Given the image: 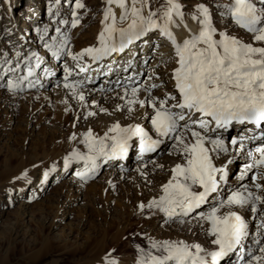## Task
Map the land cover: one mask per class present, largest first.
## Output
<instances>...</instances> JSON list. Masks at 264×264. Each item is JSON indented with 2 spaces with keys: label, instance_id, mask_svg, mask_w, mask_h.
Segmentation results:
<instances>
[{
  "label": "snow or ice",
  "instance_id": "6c2138e0",
  "mask_svg": "<svg viewBox=\"0 0 264 264\" xmlns=\"http://www.w3.org/2000/svg\"><path fill=\"white\" fill-rule=\"evenodd\" d=\"M68 3L70 21L55 19L61 0L48 5L54 35L49 36L48 25L35 31L47 54L55 59L67 56L73 62L72 67L63 66L62 83L82 108L88 107L82 89L92 83L88 73L93 64L102 65L127 51L129 59L121 65L127 72L136 67L135 57L144 50L141 45L151 47L159 60L147 80L138 79L141 70L117 81L124 103L117 104L115 111L131 114L139 109L137 119L145 123L116 121L103 134L91 127L79 135L73 132L69 142L82 145L83 151L74 146L62 157L63 169L67 172L82 163L83 169L77 167L75 175L86 183L102 166L126 159L133 148L139 158L154 153L174 158L166 170L152 161L155 169L167 172V178L157 196L136 207L140 213L147 210L149 217L162 214L165 223L195 220L209 245L148 237L147 248L135 245L133 264H225L233 254L235 264H264V0H196L192 5L161 0L156 7L153 0H102L96 44L75 52L69 46V32L61 26L80 25L78 11L85 5L82 0ZM233 29L247 40L233 34ZM164 43L170 49L167 54L160 51ZM15 57L13 61L7 52L0 57L5 65L0 87L12 94L25 87L42 88L43 78L55 75L47 67L42 75L36 71L44 61L35 51H17ZM143 64H148L147 59ZM169 65L164 81L157 69L167 70ZM81 74L83 79H77ZM92 106L96 107L94 100ZM94 115L87 111L84 118ZM237 161L241 163L233 174L230 166ZM56 170L55 164L46 169L43 180ZM15 179L31 183L27 170ZM239 210L260 219L251 245L246 244L249 220ZM114 252H106L101 264H119Z\"/></svg>",
  "mask_w": 264,
  "mask_h": 264
},
{
  "label": "rangeland",
  "instance_id": "374dc122",
  "mask_svg": "<svg viewBox=\"0 0 264 264\" xmlns=\"http://www.w3.org/2000/svg\"><path fill=\"white\" fill-rule=\"evenodd\" d=\"M7 1L5 3L4 0H0V57L7 52L9 58L15 61V52L18 49L16 43L21 41L22 35L21 53L26 54L30 51H35L38 55L43 53L44 63L36 71L42 75V70L47 67L55 72V75L43 78L42 88L25 87L23 92L15 94L0 87V233L7 235L0 237V256L7 257L6 262L0 258V264H101V257L112 249H115L113 256L119 260V264H133L135 245L139 244L147 248L148 237L156 240H184L189 243L195 241L208 247L205 235L195 220L186 223L178 221L165 223L162 214L149 217L147 210L140 213L136 207L139 203H146L147 200L157 196L160 184L167 178V172L155 169L152 161L158 163L164 158L172 157L154 153L138 159L137 151L133 148L130 149L131 157L127 160L102 166L99 174L86 183L72 178L75 177V171L79 166L73 165L67 172L63 169L62 157L74 146L80 147L83 151L82 145H78L77 142L70 143L68 137L73 132L79 134L89 127L94 129L95 123L104 117L105 112L101 109H106L110 117L117 120L120 119L119 115L123 118L130 116L126 110L115 111L117 104L124 103L119 99L123 89L118 86V79L115 81L114 77L108 79L106 83H104L105 75L92 79V83H86L82 89L88 105L87 108H82L79 101L73 99L63 87L62 65L67 56L55 59L47 54L35 31L37 27L44 28L48 25L49 36L55 34V25L50 24L48 12L51 0ZM13 1L16 2L14 8ZM157 2H153V7L158 6L161 0ZM181 2L192 5L196 0H181ZM82 3L85 8L78 11L81 17L80 25L74 29L70 28V24L61 26L63 30L69 32L71 48L80 37H86L92 29L100 26L102 0H82ZM28 4L32 5L30 11L26 10ZM7 6H11V9L7 10ZM70 7L68 0H61L60 15L55 19L70 21ZM15 27L18 28V32L14 30ZM233 34L247 40V36L239 29H233ZM156 55L158 54L150 47V51L144 57L148 64L145 66L142 63L141 68L137 70H142V75L138 77L142 82L147 80V74L153 67L152 62L159 59ZM45 62L50 63L51 68ZM4 67L5 65L0 63L1 75ZM80 79H83V76ZM113 79L114 82L111 81ZM121 79L123 81V78ZM60 91L64 92L63 99L68 102L67 105L63 99L62 102L57 101ZM93 100L96 102V107L92 106ZM66 107L68 111H65ZM87 111H93L97 116L95 115L93 119L92 116L85 119ZM80 114L83 119L81 128H79L81 124L76 125V119L81 117ZM137 123L145 122L138 119ZM49 130L54 133L45 136V132ZM8 152L20 155L18 160L12 161V165L6 168L5 155ZM144 159L148 165L138 172L136 163ZM240 163L237 161L232 165L233 174L238 171ZM53 164L57 166V170L50 173L47 181L42 180L41 188L36 185L33 187L34 180L43 179L42 173ZM120 164H128V167L123 166L122 171ZM112 167H117L119 171L108 173L107 171ZM25 170L31 183L25 181L22 184L21 179H15ZM234 181L232 175L230 183L234 184ZM92 185L95 187L92 188ZM20 188H23V194L19 196ZM70 191L76 200L69 202L67 195ZM53 200L59 201L60 209L56 212L54 227L49 228L50 216L48 220H44L45 215H39L37 208L38 204L47 207ZM18 211L25 212L26 215L24 214L18 229L11 232L10 224L15 221ZM239 211L248 218L251 225H256L254 229L250 228L254 230L252 233H256L260 222L253 223L257 219L253 220L249 212ZM1 212L5 214L1 215ZM29 212L33 213L35 220L45 222L43 227L46 230L39 240L36 234L37 228L31 222L33 216L28 215ZM16 245L21 249H17ZM22 248L23 251H20ZM11 250L18 252L12 253ZM253 250L259 254L255 248ZM235 261L236 254H233L225 263L235 264Z\"/></svg>",
  "mask_w": 264,
  "mask_h": 264
},
{
  "label": "bare ground",
  "instance_id": "6f19581e",
  "mask_svg": "<svg viewBox=\"0 0 264 264\" xmlns=\"http://www.w3.org/2000/svg\"><path fill=\"white\" fill-rule=\"evenodd\" d=\"M158 0H153V2H156V3H158L157 2ZM4 2L6 3V2H8L7 0H4ZM12 3H14L13 4V8L15 7V4H16V2L15 1H13ZM10 4V3H9ZM10 5H12V4H10ZM11 6H7V10H9V9H11L10 8ZM30 9L32 10V5L31 4H28L27 5V8H26V10H28V11H30ZM34 10H35V8H34ZM118 11V10H117ZM9 20H10V22H11V17L9 18ZM11 24H12V26H13V22H11ZM189 26L191 27V28H193V30H195V28H196V25L195 24H192L191 22H189ZM14 30H16V32H18V28H16L15 27V29ZM99 30H100V26H98L97 28H94V29H92V31H90V33L86 36V37H80V40L79 41H77V39L75 40V41H77L74 45H73V47L71 48L74 52L75 51H79L80 49H82V48H84V47H88V46H91V45H93V44H96V36H97V34H98V32H99ZM238 36V35H237ZM153 39H155V38H153ZM20 40L21 41H19V42H17L16 43V46H17V51H20L21 52V45H20V43L22 42V40H23V38H22V35H21V37H20ZM138 44H140V42H137ZM142 47H143V52H141V53H139V55H137L136 57H135V62H136V67L134 68V69H131V70H129V71H127V72H125V71H123L122 69H121V65L122 64H124L128 59H129V53L126 51L125 53H121V54H114L112 57H110V58H108L107 60H106V62H103V64L102 65H99V64H93L92 65V71H90L89 73H88V75L93 79V80H95V79H97L98 77H100L101 75H105L104 73H109L108 75H105L106 77L104 78V83H106V82H108V79H110V78H115V81L118 79V80H122L121 78H124L125 76H132V75H134L135 74V72L137 71V70H139V68H141V65H142V63H143V61H144V57L145 56H147V54H148V52L150 51V47L149 46H146V45H141ZM133 51H136V49H133ZM160 51H162V52H164V53H169L170 52V49H169V47H168V45L166 44V43H164V46L160 49ZM27 54V53H26ZM157 54V53H156ZM40 55V57L42 58V60H44V54L43 53H40L39 54ZM156 58H159V56L158 55H156ZM52 59V58H51ZM51 59L49 60V61H51ZM159 60V59H158ZM158 60L157 59H155V61H153L152 62V65L154 66L157 62H158ZM52 63V62H51ZM45 64L46 65H48V67H50L51 68V65H50V63H47V62H45ZM65 64H67L69 67H72L73 66V62L71 61V59L69 58V57H67V59L64 61V64L62 65V66H64ZM120 67V68H119ZM171 67H172V65H169V67H168V69L166 70L164 67H161V68H158L157 69V72L159 73V74H161V77H162V79L164 80V81H167L168 80V72H170V70H171ZM63 68V67H62ZM97 69H100L99 71H97ZM111 70V71H110ZM43 71V70H42ZM78 71V70H77ZM0 75H1V73H0ZM81 76H83V74H81L80 76H78L77 77V79H80V77ZM110 81V80H109ZM112 82H114V79L113 80H111ZM168 87L170 88L171 87V85L169 84L168 85ZM157 94H159V92L157 93ZM64 98V92L63 91H60V97L59 98H57V101L58 102H62V99ZM64 101H65V99H63ZM140 110L138 109V112H139ZM138 112L137 113H131L130 114V116L129 117H127V118H123V116H120L119 115V120H117V119H115V118H113V117H110V114L109 113H106L105 112V114H104V117H102L97 123H95V127H94V129H93V131L94 132H96V133H98V134H103V131L104 130H106V128L110 125V124H112V123H114V122H116V121H119L122 125H124V124H127V123H137V115H138ZM95 115L97 116V113H95ZM95 115L94 116H92V119L95 117ZM80 116L81 117H78L79 119H76V125H80L79 126V128H81V126H82V124H83V119H82V114H80ZM79 128H78V130H79ZM54 132L53 131H46L45 132V136H50V135H52ZM232 135H235V130H233L232 131V133H231ZM79 135V134H78ZM155 154H157V153H155ZM19 153H11V152H8L6 155H5V163H6V168H9L11 165H12V161H14V160H18L19 159ZM131 155V153L129 152V156L125 159V160H127L129 157H131L130 156ZM136 155H137V153H136ZM146 157V156H145ZM145 157H143V158H145ZM137 158L138 159H140L139 157H138V155H137ZM146 159H144V160H142V161H137V163H136V165H137V167H138V172H140L141 170H143V168H146V166L148 165L147 164V162L145 161ZM175 161H174V158H164V159H162V160H160L158 163H160V164H163L164 166H165V170L168 168V167H170L173 163H174ZM157 163V162H156ZM119 166H125V167H128V164L127 165H125V164H120ZM118 166V167H119ZM236 166V165H235ZM79 169L80 170H82L83 169V164L81 163L80 165H79ZM141 169V170H140ZM230 169H232V165L230 166ZM119 170H118V168L117 167H112V168H109V170L107 171L108 173H114V172H118ZM76 172V171H75ZM73 179H78L77 177H76V175H75V177L73 176L72 177ZM230 178H231V176H230ZM43 179L42 178H38V179H36V180H34V182H33V187H34V185H36L38 188H41V185H42V183H43V181H42ZM20 182L22 183V182H25V180H23V179H21L20 180ZM235 182V181H234ZM23 184V183H22ZM21 184V185H22ZM26 185V184H25ZM95 186H93L92 185V188H94ZM71 190H72V188H71ZM19 196L21 195V194H23V188H20L19 189ZM78 191V190H77ZM67 198H68V201L70 202V201H74V200H76V197H74V195L71 193V191H70V193L67 195ZM55 201V202H54ZM45 208H47V209H45ZM59 209H60V204H59V201L58 200H53V201H51V204H49L47 207H43V206H40L39 204H38V208H37V213L40 215V214H42V215H45V217L43 216V219L45 220V219H47L49 216H50V219H49V228H51V227H54V222H56V221H54L55 220V218H56V212L57 211H59ZM46 210H48V212H46ZM205 210H207V209H205ZM5 213L4 212H1V215H4ZM24 214H25V212L23 213L22 211H18L17 213H16V217H15V221L14 222H11V228H10V230H11V232H15V230H16V228L18 227V226H20V221L23 219V217H24ZM26 215V214H25ZM28 215H32L33 216V213L32 212H29L28 213ZM246 217V216H245ZM248 219V218H247ZM257 219V221H253V223H256V222H260V219L259 218H256ZM48 220V219H47ZM31 222H32V224H34L35 225V227L37 228V231L36 230H34V231H36L37 233L36 234H38V240L40 239V238H42L44 235H43V231H45L44 230V227H43V225H44V223L45 222H42V221H38V220H35L34 219V216L32 217V219H31ZM22 225V224H21ZM34 225H33V227H34ZM256 227V225L255 224H250V228H255ZM18 229V228H17ZM251 230L250 231V236H249V239H248V241L246 242V244L247 245H251L252 244V237L253 236H255L256 235V233L254 232V233H252L254 230ZM32 231V230H31ZM4 232V231H3ZM17 232H18V230H17ZM16 232V233H17ZM8 233V232H7ZM10 233V232H9ZM27 233V232H26ZM34 233V232H33ZM29 234V233H28ZM7 235H4L3 233H0V237H6ZM36 237V236H35ZM9 238V237H8ZM36 238V239H37ZM11 239V238H10ZM16 239V238H15ZM1 240V239H0ZM4 240V239H3ZM7 240V239H6ZM49 240V239H48ZM14 241V240H13ZM34 241V240H33ZM50 241V240H49ZM38 242V241H37ZM52 242V241H51ZM7 243V242H6ZM16 243V242H15ZM33 243V242H32ZM9 244V243H8ZM19 244V243H18ZM63 244L64 245H66V242H64L63 241ZM15 245V244H14ZM24 245V244H23ZM27 245V244H26ZM3 246V245H2ZM13 246V245H12ZM8 247V246H7ZM16 247H17V249H21V248H18L19 246H17L16 245ZM25 247H27V246H25ZM24 247V248H25ZM253 248H255V247H253ZM15 249V248H14ZM27 249V248H26ZM16 250V249H15ZM7 251V250H6ZM9 251V250H8ZM20 251H23V248H22V250H20ZM10 252V251H9ZM11 252H12V250H11ZM13 252H16V251H14L13 250ZM12 252V253H13ZM18 252V251H17ZM16 252V253H17ZM11 253V254H12ZM6 254V253H5ZM10 254V253H9ZM10 254V255H11ZM14 255V254H13ZM4 256H6V255H4ZM0 258H1V256H0ZM7 257H3V258H1V260H5V262H6V259ZM1 260H0V262H1ZM226 264V263H225Z\"/></svg>",
  "mask_w": 264,
  "mask_h": 264
}]
</instances>
